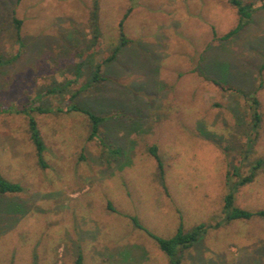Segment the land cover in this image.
Wrapping results in <instances>:
<instances>
[{"label": "rangeland", "instance_id": "obj_1", "mask_svg": "<svg viewBox=\"0 0 264 264\" xmlns=\"http://www.w3.org/2000/svg\"><path fill=\"white\" fill-rule=\"evenodd\" d=\"M246 1V0H244ZM256 2V0H251ZM92 0H0V103L64 108L67 96L102 117L98 136L81 112L32 115L45 144L37 162L27 117L0 113V173L23 191L0 208L25 213L0 224V264H168L153 236L179 225H213L183 264H264V218L225 221L235 158L241 174L264 156V8L226 40L237 23L227 0H99V34L90 46ZM123 21L126 45L102 66L103 81L83 88L88 70L73 66L88 52L111 53ZM13 17L21 20V44ZM263 112L259 136L246 144L244 100L211 81L251 90ZM53 80H71L59 97L35 98ZM120 148L116 157L102 144ZM156 145L164 176L148 148ZM249 151V155L246 152ZM234 191L233 205L264 210V169ZM219 222L218 226H214Z\"/></svg>", "mask_w": 264, "mask_h": 264}, {"label": "trees", "instance_id": "obj_2", "mask_svg": "<svg viewBox=\"0 0 264 264\" xmlns=\"http://www.w3.org/2000/svg\"><path fill=\"white\" fill-rule=\"evenodd\" d=\"M228 3L236 9L237 13V23L236 25L226 32L224 35L220 37L221 40H226L231 36L238 33L242 30L251 19L254 11L257 8H264V0H256L253 2L251 0H227ZM130 9H128L121 20L118 23V42L112 46L111 53L107 54L102 60H95V53L88 52L83 59H80L76 64L73 66V71L75 73L76 78H80L84 75L85 70H88L86 75L85 81L81 85L83 88H87L93 86L101 81L104 78L101 76V69L102 66L106 63L112 61L117 53L126 45L129 41L128 38L125 36L123 31V21L128 15ZM98 12H99V0H92V6L90 11V21L93 30V37L91 39L90 46H94L96 43L97 36L99 34L98 29ZM13 28H14V36L15 41L18 44H21V20L13 17ZM7 60L0 56V67L6 62ZM214 85L217 87L229 91L232 94L241 97L244 100L245 104V117H246V127L243 133L245 134L243 137L246 141V144L252 148L253 143L256 142L259 136V127L262 121L263 112L261 109V102L257 96V92L259 89L262 88V75L261 69L259 70L258 74V84L252 88L251 90H243L237 86H226L223 85L220 81L216 79L211 80ZM71 80H66L63 82H58L57 80H53L51 84L43 86L40 91H37L35 94V98L39 99L43 96H54L59 97L60 95L64 94V92L69 90L67 89L68 85L71 83ZM67 96L69 103L64 108H55L53 107L48 99L45 101H41L40 104H35L33 102H22L19 104H3L0 103V113L8 112V113H21L26 115L27 122H28V132L31 139L32 144L34 145L37 162L41 167L46 166V162L44 160V151H45V144L40 135V131L37 126V122L33 117V112L38 113H50V112H70V111H77L81 112L86 115L89 124H90V131L87 136L88 140H91L98 136L99 125L102 121V117L93 113L90 109L80 107L74 101V97L76 92H70ZM102 144L105 147L110 149V153L114 156H118L120 153V148H110L109 145L101 139ZM247 150V151H248ZM149 153L154 157L156 161V170L157 174H159L160 178L162 179L164 176V166L163 162L158 154V148L156 145H151L148 148ZM241 155L236 156L237 160L239 159V164L233 166V183L231 191L224 197V214H225V221L230 220H237V219H249L251 217L258 216L264 218V210H259L256 212H250L249 210L240 208L238 206L233 205L234 201V191L247 183L253 181L255 177V172L259 169H264V156L257 157L251 164L250 171L246 175H242L240 170L241 167L244 165L241 161H244L245 156L243 152H240ZM246 152V154H248ZM249 155V154H248ZM23 191V186L19 182H15L12 180L7 179L0 173V202L1 198L15 195ZM25 212L20 210L18 207H6V209L0 208V224L2 222L8 224L9 219L12 221L11 225L16 223L21 216ZM9 218V219H7ZM219 222L216 223L214 226H218ZM213 227V225H206V224H199L195 226L191 230H184L181 225L178 226L176 233L169 237H158L153 236L158 248L167 256L168 264H183V259L186 253L192 248V246L197 242V240L209 229ZM31 264H36V261L33 260ZM73 264H84L82 254L78 253L75 256Z\"/></svg>", "mask_w": 264, "mask_h": 264}]
</instances>
